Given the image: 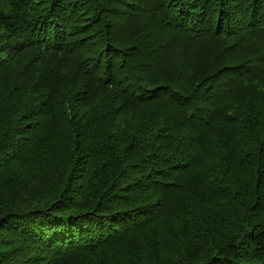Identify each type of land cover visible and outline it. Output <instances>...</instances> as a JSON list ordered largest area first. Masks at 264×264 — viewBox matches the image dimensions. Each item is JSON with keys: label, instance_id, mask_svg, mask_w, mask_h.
<instances>
[{"label": "trees", "instance_id": "16d2710c", "mask_svg": "<svg viewBox=\"0 0 264 264\" xmlns=\"http://www.w3.org/2000/svg\"><path fill=\"white\" fill-rule=\"evenodd\" d=\"M0 84L77 136L52 203L0 197V264H264V0H0ZM222 201L262 217L201 259Z\"/></svg>", "mask_w": 264, "mask_h": 264}, {"label": "rangeland", "instance_id": "374dc122", "mask_svg": "<svg viewBox=\"0 0 264 264\" xmlns=\"http://www.w3.org/2000/svg\"><path fill=\"white\" fill-rule=\"evenodd\" d=\"M12 73L14 72L12 68H10V71L6 72L5 74L11 76ZM71 83L72 82L68 81L66 84L71 86ZM1 99L2 98H0V197L2 199V203L5 206L12 208L17 204V201L22 200L24 199V196H27L30 197L29 199L36 200L34 206L39 204L43 205L45 203L50 204L55 199H57L58 193H60L63 188L61 183L56 186V177L59 176H51V173L56 172V168L59 166L57 163L58 161L54 157V149L62 146L68 149L70 154L71 143L77 137L76 133L70 134L71 131L68 126L66 115L68 114V111L66 112V107L62 106L64 113L62 115L60 114L57 122L53 120H47L42 125L41 130H43L46 134L48 132L54 131L55 129L57 130V134L54 139L55 141H50L52 144L56 142V146L43 149L39 148L41 142L44 143V139L41 137L42 134L36 128L38 121H31L30 115L38 112L44 113L46 110H49V108H45L42 106V104L35 102L36 98L35 93L33 92H30V97L25 104H20L19 102V104L12 106L4 104L3 100ZM114 100L115 99L111 101ZM90 101V104L94 107V109H97L96 107H99L100 102H102V96H96ZM115 106L117 107L118 103H115ZM28 108H30V112L28 111ZM127 111L128 109L126 110L124 116L131 114ZM77 125L83 128L81 131L88 129L85 121L77 123ZM84 126L86 127L84 128ZM38 143H40V145ZM49 151L51 152L49 153ZM212 153L213 154L210 157L199 160V162L204 163V160L207 159H222V154H218L217 151H212ZM54 159L57 162L54 161ZM61 160L65 161L63 158H61ZM66 175L67 170L65 173H63V177ZM208 182L211 181L208 180ZM229 190L230 188L228 191ZM259 195H263L260 192V189ZM125 197L128 196L126 195ZM239 198L241 197H238V199ZM260 198L262 197L260 196ZM254 199L256 198L252 196L250 198V202L253 203L252 201H254ZM255 201H258V203H263L264 195L263 200L256 199ZM228 204L229 203L222 201L218 208H210L208 212H210L211 215H209L207 212L200 213L202 221L201 224H203V226L197 228L204 229L202 233L204 234L207 242L211 241L209 248H205V250L208 252L203 253V255H201V259L208 258L211 255L218 256L223 250L222 249L219 251L218 249L230 242L236 233H241L242 235L245 234L247 232V225L241 226V229H239L240 222H243V224L246 222L244 217L249 218V220L252 219V217H262V215L258 214V212L250 214L249 210L244 207L242 213L239 215H234L235 209L234 212H228L226 210ZM261 212L264 213V211ZM194 218L196 217L194 216ZM211 247H216V249ZM194 251L199 253V250L197 249H194ZM215 251L217 252L214 254L213 252ZM188 252L192 253L191 250ZM175 254V251H172V255L175 256ZM172 255L171 257L175 258ZM178 255L179 252L177 251V257ZM251 263H253L252 260ZM258 263L259 262L256 260L255 264Z\"/></svg>", "mask_w": 264, "mask_h": 264}]
</instances>
